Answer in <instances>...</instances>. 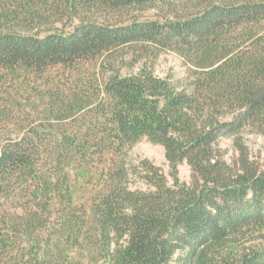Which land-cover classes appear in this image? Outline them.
Returning a JSON list of instances; mask_svg holds the SVG:
<instances>
[{
    "label": "trees",
    "instance_id": "trees-1",
    "mask_svg": "<svg viewBox=\"0 0 264 264\" xmlns=\"http://www.w3.org/2000/svg\"><path fill=\"white\" fill-rule=\"evenodd\" d=\"M175 3L0 0V130L21 124L0 137V264H264L242 243L264 233V171L217 147L264 133V0ZM158 50L190 59L186 83L136 69ZM144 139L172 185L127 161Z\"/></svg>",
    "mask_w": 264,
    "mask_h": 264
},
{
    "label": "rangeland",
    "instance_id": "rangeland-1",
    "mask_svg": "<svg viewBox=\"0 0 264 264\" xmlns=\"http://www.w3.org/2000/svg\"><path fill=\"white\" fill-rule=\"evenodd\" d=\"M186 0H176L175 6L179 8L182 4H185ZM160 10H148V11H135L133 16H140L141 18L153 17ZM162 12V11H161ZM64 26L65 30H70L69 21L65 19L62 23H56L53 25H46L43 27L44 30H47L51 27L56 29H61ZM147 63L149 69L154 72L155 75L160 77H171L173 80L180 82V84L186 83L193 73L194 65L186 57L178 54L174 51H161L158 50L151 56H146L141 61V64H138L136 69L142 66V63ZM57 80L59 77L58 74ZM40 85H43L42 81H39ZM3 85V84H2ZM0 85V93L5 92V86ZM7 90L9 89L8 86ZM10 90V89H9ZM11 91H13L11 89ZM10 92H6L8 94ZM27 110L26 114L22 113L18 118H37L39 119L43 114V107L37 112H30ZM36 119V120H37ZM19 122V120H18ZM21 124L15 123L11 124L8 122L3 128V131L0 130L1 140H8L18 136L21 131ZM237 137V138H236ZM226 136L223 137L217 146L219 149V154L222 157V161L227 165L232 166L239 162L243 156H247L249 162L256 164L261 171H264V133L253 128L244 129L241 134L238 136ZM238 144H241L245 151L239 150ZM150 161L154 166L159 168L161 172L167 177L170 185L173 184L171 174V168L166 157L165 147L159 143H154L148 139H144L140 143L136 144L131 148L127 155V161L131 164H139L143 160ZM178 176L181 183L191 185L194 179V173L191 166L185 162L179 167ZM131 185L136 186L138 183L137 180L132 179ZM245 246H257L264 244V233H254L245 237L242 241ZM172 264H180L173 262Z\"/></svg>",
    "mask_w": 264,
    "mask_h": 264
}]
</instances>
